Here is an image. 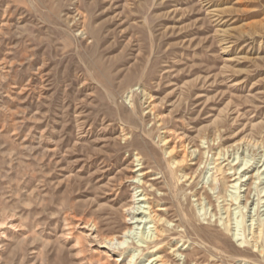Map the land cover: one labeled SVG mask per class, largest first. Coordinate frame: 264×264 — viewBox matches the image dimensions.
Wrapping results in <instances>:
<instances>
[{"label":"rangeland","instance_id":"374dc122","mask_svg":"<svg viewBox=\"0 0 264 264\" xmlns=\"http://www.w3.org/2000/svg\"><path fill=\"white\" fill-rule=\"evenodd\" d=\"M263 16L264 0H0V264H127L106 240L125 227L126 178L147 172L149 199L174 226L167 167L183 159L177 195L209 242L174 229L163 254L264 264L220 227L207 195L208 171L228 185L237 153L249 170L232 227L243 241L251 220L264 229Z\"/></svg>","mask_w":264,"mask_h":264},{"label":"bare ground","instance_id":"6f19581e","mask_svg":"<svg viewBox=\"0 0 264 264\" xmlns=\"http://www.w3.org/2000/svg\"><path fill=\"white\" fill-rule=\"evenodd\" d=\"M262 19H264V16ZM128 99L130 100V97H128ZM146 99L150 100V97L146 96ZM147 109H149V112L153 110L150 103L148 104ZM123 137L125 139L126 136ZM161 143H163L164 146L168 145V141L165 138L161 140ZM258 145L260 146V144L256 143L254 146H258ZM186 147L187 144L186 145L183 144L182 151L184 155L188 153L189 154L192 153L189 152L188 148ZM259 148L262 149L263 159L261 158L262 164L259 167L257 166L258 168L256 169H257V174L260 172L261 179L264 180V178L262 177L264 175V145H262V147L260 146ZM165 151H166L165 155L173 156V157L174 155H176L175 147L169 148L167 146ZM228 153L229 152L226 149L218 151V153L216 154V159L214 160L213 164H215V166L220 165L221 162L219 163V161L221 159L223 161H227V159L225 160V158L230 156ZM231 155H233V153ZM235 155H236L235 161L239 162L238 168L231 173L233 169L231 167H228V173L226 175L230 176V178H233L230 180V183H228V185H225L223 181L224 178L222 179L220 176L216 175V172H211L212 168L208 171L210 174H208L209 176L207 177V182L209 180V184L207 187V193H208L207 195L208 197L212 198L213 202L216 204V208L220 213L219 215L220 217L217 218L216 220L218 221L220 227H222V229L227 233V235H229L230 238L235 243H238L239 247L243 246L244 245L243 243H246L250 248H252L253 253L262 255L264 253L263 244H262L264 240V229L262 228V225L254 224L253 221L251 220V224L248 225L249 226L248 234L245 236L246 240L244 241L242 240V237L240 236L237 230L238 227H236V229L232 227V219H231L232 212L237 209L238 201L240 199L239 196H235V195L237 191L239 193L238 188H241L240 187L242 185L241 183H246L245 174L249 170V167H247V162L240 160L239 157H237L238 156L237 153H235ZM183 157L185 158V156ZM183 160L180 162L172 161L171 163H168V167H167L169 185H170L168 187H171L173 189V200L176 203L178 217H179V219L175 222L174 226H172L173 221L171 219H168V217L166 216L165 213L166 209L162 208V205H160L157 202L152 203L149 199L150 196L149 193L154 191V185L152 183L149 184V181L145 182L143 180V178L146 177L148 173L147 172L140 173L137 176L131 175V177L126 178V183H130V185L133 186L134 192L132 194L130 202L123 206L122 212L127 213L124 218L125 227L121 232V234L111 233L112 235L106 237V240L109 245L115 246V249H117L120 257H125L127 259V264L133 263L136 257V253L139 252V250H141V252L143 253L144 251L151 248H155V251L146 260L148 264H180L183 256L182 251H184V250L181 251L182 246L176 248L169 247L168 252H166L167 255L163 254L165 246L158 247L164 244V241L167 240L169 235H171L173 232L175 233V231H173L174 229H181L180 232L183 233L181 235L182 237H185L186 235L188 237L189 233L193 232V234L199 239L201 243L208 241V238L201 234V229L196 227L194 223L195 218L189 215L185 211L184 206L181 200L179 199V196L177 195L179 190L177 188L178 184L175 181V174H176L175 169L177 168L178 165H180L183 162ZM134 161L139 163V158L137 155L134 156ZM224 166H229V164H225ZM134 172H137V170ZM134 172H132V174ZM180 178L183 179V181L189 183L190 182L192 183V181L194 180V178H192L191 176L187 178V176L183 174L180 175ZM193 193H194V197L198 196L196 191H193ZM230 193H234V194H230ZM259 194L261 195L260 200L264 203V185L261 186L259 190ZM205 200L206 198H204L203 195H199V197L193 201L196 203L198 207L202 208ZM213 217H215V215ZM140 226H142V230H144L143 231L144 233H141L138 241H136L135 243L133 241L129 243V240L132 238L134 231L138 230ZM182 261L184 260L182 259Z\"/></svg>","mask_w":264,"mask_h":264}]
</instances>
